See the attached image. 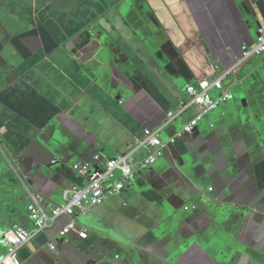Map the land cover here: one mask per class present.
Returning a JSON list of instances; mask_svg holds the SVG:
<instances>
[{"label": "crops", "instance_id": "obj_1", "mask_svg": "<svg viewBox=\"0 0 264 264\" xmlns=\"http://www.w3.org/2000/svg\"><path fill=\"white\" fill-rule=\"evenodd\" d=\"M245 7L246 0H0V151L7 165L16 159L33 190L58 205L67 189L87 183L74 164L133 152L126 188L76 211L88 238L72 232L58 246V228L69 222L61 217L19 251L21 264H79L103 251L121 263L127 246L139 264H264V56L239 62L244 45L259 37ZM116 64L132 69L143 89L117 99L114 74L123 73ZM230 70L224 85L233 97L175 143L190 173L170 169L166 153L142 169L148 151L137 140L144 130L166 124L189 85ZM196 114L192 107L176 117L161 140L171 143ZM5 177L0 231L20 225L34 234L21 184Z\"/></svg>", "mask_w": 264, "mask_h": 264}, {"label": "built area", "instance_id": "obj_2", "mask_svg": "<svg viewBox=\"0 0 264 264\" xmlns=\"http://www.w3.org/2000/svg\"><path fill=\"white\" fill-rule=\"evenodd\" d=\"M264 56V27L260 30V35L254 45H244L243 54L239 58L240 64L249 61L253 57ZM230 70L222 77L215 80H202L198 84H191L187 87L189 97L181 102V107L175 112L168 113V122L159 129H145L141 140H137L138 147H144L148 151V156L141 163V168L145 169L162 158L165 154V148L168 145L164 143L160 134L176 117H179L192 107L198 109V114L191 119L182 132L172 138L171 143H176L177 138L184 134H192L199 126V123L212 111L218 109L223 102L233 97L230 90L225 89L224 80L233 73ZM220 89L222 94L214 97L211 90ZM133 152L118 156L117 158L102 161L100 155L93 158L91 162L80 161L73 165V170L77 176L87 179L84 187L73 186L63 193L61 204L52 205L49 199L38 191L33 190L28 183V176L22 175L19 168L16 167L15 160H11L9 166L15 171L20 180L22 189L28 200L29 216L34 222L35 233L32 234L23 226L14 225L11 229L0 231V247L4 253L0 255V264H21L19 251L31 242V239L38 234L53 230L57 227L56 222L61 217L69 218V222L58 228V237H67L72 232L79 234L82 239L88 238L86 230H80L78 224L73 219L77 210L86 213L93 206L103 204L111 196L120 194L132 180L133 175ZM10 159V158H9ZM7 159V160H9ZM121 173L119 180H116L117 173ZM213 190V188L211 189ZM188 211L191 208L186 206ZM51 250H56V243L50 244Z\"/></svg>", "mask_w": 264, "mask_h": 264}, {"label": "water", "instance_id": "obj_3", "mask_svg": "<svg viewBox=\"0 0 264 264\" xmlns=\"http://www.w3.org/2000/svg\"><path fill=\"white\" fill-rule=\"evenodd\" d=\"M247 11L250 13V17L253 20V29L257 32V35H260V30L264 27V0H246V7ZM261 17L263 19H261ZM101 42L100 40H98L97 46H101ZM119 64L115 65V70L117 71H122V75L120 74H114V76L116 77V83L114 84V89H118L121 92V95L117 96V99H120L122 95L125 94L126 90H142L143 86H139L140 85V81L133 77V75L135 74V72L132 69H128V67L126 69L124 68H120L118 66ZM167 69H170V65L167 66ZM114 70V71H115ZM132 70V72L130 71ZM120 71V72H121ZM128 77H126V76ZM38 141V139H36ZM34 143V142H33ZM32 143V144H33ZM31 144V145H32ZM2 150V149H1ZM31 150V147H28L26 149H24L23 151V156H24V160L26 162H28L27 158H25L26 156H28L29 152ZM3 151V150H2ZM0 151V173H1V178L2 179H7L5 177L6 173L7 174H12L14 176V183L16 185L20 184V180L18 178V175L15 173V171L7 165L4 153H7L5 151ZM165 153H166V158L169 162L170 165V169H172L173 171L178 172L180 175H183V170L186 171V173H190V166H191V162L189 160V158L187 157V154L184 151H181V149H179V147L177 145H175V143L173 144H168L165 148ZM165 156V155H164ZM57 158H55V160L52 162L53 164H57L56 161ZM18 161L15 159V165L17 168H19L20 173L22 175H26L28 176V183H29V178L31 177L29 174H27V172L22 171L20 169V167L18 166ZM165 169H160L158 170V172L163 173ZM150 171V169H149ZM163 171V172H161ZM217 198V194L215 195V197L212 199V202L215 203V200ZM7 218V206L5 204V202L2 200V195H1V191H0V224ZM59 242V245L65 244L66 243V237L64 238H59L57 240V243ZM183 247V246H182ZM182 247L180 248V250L182 249ZM180 250H177L176 252L179 254L181 253ZM125 253H126V259L119 263V262H114L111 261L110 257L108 256V251H103V252H96L93 255H89L86 257V259H82L79 261V264H139V259L136 256L135 253V249L130 246L125 247Z\"/></svg>", "mask_w": 264, "mask_h": 264}, {"label": "rangeland", "instance_id": "obj_4", "mask_svg": "<svg viewBox=\"0 0 264 264\" xmlns=\"http://www.w3.org/2000/svg\"><path fill=\"white\" fill-rule=\"evenodd\" d=\"M116 180H119V178L117 177Z\"/></svg>", "mask_w": 264, "mask_h": 264}]
</instances>
